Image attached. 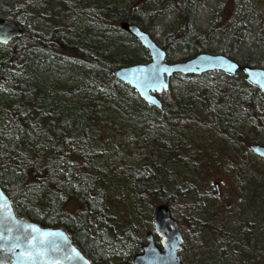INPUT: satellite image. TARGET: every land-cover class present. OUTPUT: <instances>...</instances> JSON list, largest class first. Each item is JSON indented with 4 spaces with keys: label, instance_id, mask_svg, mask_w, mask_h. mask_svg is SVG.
Masks as SVG:
<instances>
[{
    "label": "trees",
    "instance_id": "trees-1",
    "mask_svg": "<svg viewBox=\"0 0 264 264\" xmlns=\"http://www.w3.org/2000/svg\"><path fill=\"white\" fill-rule=\"evenodd\" d=\"M238 1L130 0L125 7H118L111 0H0V16L16 20L23 29L20 36L6 44L0 43V187L9 197L16 215L42 226L64 228L92 264H108L111 258L125 262L123 252L129 256L139 252L142 241L133 237L130 230L125 227L123 234L116 237L114 226L99 218L105 212L99 202L103 192L92 186L89 170L99 167L90 165V154H83L90 149V140L94 142L99 130L95 123L98 120L95 103L89 115L83 105L78 106L68 97L60 100L57 93L61 90L75 92L89 85L96 92L105 89L113 97L119 92L114 68L147 61L145 49L120 28L122 20L146 30L166 51L168 61L210 52L225 54L242 65L264 68L261 20L252 9ZM62 14L69 17L68 23L61 20ZM73 25L87 27L88 34L72 31ZM92 30L125 34L139 52L115 59L109 47L91 41ZM64 60L87 67L83 73L85 83L69 87L43 72L38 74L48 61ZM205 74L211 79L207 88H200L207 109L204 118L185 103L178 102L170 88L163 94L166 102L162 109L139 98L140 102L129 107L131 112L126 115L143 125L148 134L156 136L164 131L183 138L190 127L205 128L209 133L221 135L224 143L236 147L233 148V161L239 162L240 178L245 180V167L251 166L247 152L250 144L257 142V136L249 138L231 121L246 119L253 123V130L259 129L264 134V91L246 81L241 71L235 76L223 73L227 88L217 102L225 100L229 111L213 114L208 109L211 98L214 101L213 96L206 94L219 72ZM205 74L175 76L202 77ZM209 117L214 122L209 121ZM83 119L88 123L80 127ZM72 120L73 123L69 122ZM164 142L168 140L165 138ZM176 157L185 161L181 155ZM208 161L212 162L209 158ZM205 166L215 167L213 162ZM150 169L147 163H121V173L135 187L136 196L149 202L148 210L153 209L155 201L151 199L155 197L171 210L205 211V203L219 192L216 186L214 190L205 188L198 192L196 186L189 183L186 190L193 191L194 196L186 201L185 191L179 187L173 192L155 188L148 177ZM71 201L76 203L73 211L67 208ZM104 217L110 219L112 216ZM177 220L184 238L195 241V245L200 244L203 230L229 242L244 243L243 239L236 238L235 232H227L224 227L217 228L207 221L195 217ZM150 221L151 217L148 221L142 220L144 230L149 227L145 222ZM102 233L108 236L107 241L102 239ZM108 244L111 245L109 249ZM118 249L122 251L115 255L113 252Z\"/></svg>",
    "mask_w": 264,
    "mask_h": 264
},
{
    "label": "rangeland",
    "instance_id": "rangeland-1",
    "mask_svg": "<svg viewBox=\"0 0 264 264\" xmlns=\"http://www.w3.org/2000/svg\"><path fill=\"white\" fill-rule=\"evenodd\" d=\"M118 7H125L130 0H111ZM243 6H247L261 20L262 38L264 40V0H239ZM241 6V4H240ZM229 9L232 6L228 7ZM230 10V12H231ZM64 23L69 22L67 15H61ZM72 31L88 34V28L83 26H72ZM122 33H101L92 30L91 41L97 42L100 46L109 47L115 59H120L123 55H134L139 52ZM87 67L73 60L61 62L48 61L39 72L67 83L69 87H77L86 80L83 73ZM223 73L219 72L216 81L213 82L210 91L206 94L213 96L208 106L213 114H221L229 111V105L225 100L217 102L218 97L225 95L226 85ZM211 76L208 74L200 76H174L170 80V92L178 101L185 103L192 110H195L201 117L207 116V109L204 105L205 97L200 93L202 89L210 85ZM119 92L113 97L107 90L96 92L91 86L76 89L75 92L58 91L60 100L75 101L77 105H83L88 110V114L94 109L98 113V120L95 122L99 126L97 136L90 149L83 151L89 155L90 165L99 169H89L92 172V186L100 188L103 197L99 202L105 207V212L99 218L109 221L115 229L116 237L123 234V228L130 230L132 236L145 242L147 232L153 230L152 214L154 207L161 203L157 198H152L153 209L148 210L149 202L136 196V189L131 181L121 173V163L144 164L150 166L148 177L150 183L155 188H162L163 192H173L177 187L185 191V200L191 201L194 193L187 191V186L191 183L196 186L198 192L214 190L215 183H218V194L216 197L205 203V211L194 209H175L170 212L175 218L184 219L195 217L200 221H207L215 227H224L227 232L236 233V238L243 239L244 243L236 240L221 239L208 230H203L200 235V244L195 245V241H187L184 238L182 249L179 251L183 264H264V161L248 150V160L250 168L245 167V180L240 178L239 162H234L235 146L224 143L221 135L215 132L209 133L205 128L190 127L184 132L181 138L172 132H159L148 134L144 126L133 122L126 115L131 112L129 107L140 102L138 95L129 87L120 82H116ZM200 88H202L200 90ZM102 96V99H99ZM96 98V99H95ZM163 103L166 99L161 96ZM125 109H128L125 111ZM125 111V113H124ZM209 121L214 122L212 117ZM231 121L243 130L249 138L255 134L257 142L264 145V134L259 129L253 130V123L246 119ZM73 123L72 121H69ZM87 124V119L81 121L80 127ZM144 136V137H143ZM168 142L165 143L164 139ZM252 142V141H251ZM250 142V143H251ZM180 143L179 146H177ZM130 147V148H127ZM176 146V147H175ZM212 153V154H210ZM189 154V155H188ZM181 155L185 161H180L176 156ZM208 158L214 163L212 165ZM241 167V166H240ZM208 172V174L206 173ZM76 207V203L71 201L67 208L71 211ZM104 216H112L105 219ZM151 217L148 229L144 230L142 220L148 221ZM243 229V232H241ZM184 234L182 228H180ZM103 234V233H102ZM184 237V236H183ZM102 239L107 241L108 236L102 235ZM156 241L158 237L155 236ZM133 240V239H130ZM135 241V240H133ZM132 244L135 245V242ZM141 244V245H142ZM108 244V249L110 248ZM194 246V247H193ZM122 250L115 252L120 254ZM111 255H113L111 253ZM134 255V254H133ZM123 252L125 262L116 258L109 259L108 264H133L132 257Z\"/></svg>",
    "mask_w": 264,
    "mask_h": 264
},
{
    "label": "water",
    "instance_id": "water-1",
    "mask_svg": "<svg viewBox=\"0 0 264 264\" xmlns=\"http://www.w3.org/2000/svg\"><path fill=\"white\" fill-rule=\"evenodd\" d=\"M120 28L134 38L148 54L146 62L120 65L113 76L133 89L145 103L162 109L161 96L170 88L175 75H200L212 71L235 76L239 71L245 80L264 91V68L239 64L222 53L200 52L180 60L168 61L166 51L138 24L120 21ZM0 26L7 30L8 42L22 34L16 20L0 16ZM250 150L264 160V145L252 142ZM218 189V183L216 182ZM153 230L132 257L133 264H183L179 251L184 237L179 221L168 206L159 203L152 214ZM155 236L159 239L156 241ZM31 240V243L28 241ZM0 264H92L71 241L66 230L57 226H42L24 216H17L9 197L0 187Z\"/></svg>",
    "mask_w": 264,
    "mask_h": 264
},
{
    "label": "snow or ice",
    "instance_id": "snow-or-ice-1",
    "mask_svg": "<svg viewBox=\"0 0 264 264\" xmlns=\"http://www.w3.org/2000/svg\"><path fill=\"white\" fill-rule=\"evenodd\" d=\"M8 41V35H7V30L3 26H0V43H7ZM31 243V240L28 241Z\"/></svg>",
    "mask_w": 264,
    "mask_h": 264
},
{
    "label": "flooded vegetation",
    "instance_id": "flooded-vegetation-1",
    "mask_svg": "<svg viewBox=\"0 0 264 264\" xmlns=\"http://www.w3.org/2000/svg\"><path fill=\"white\" fill-rule=\"evenodd\" d=\"M19 216V215H18Z\"/></svg>",
    "mask_w": 264,
    "mask_h": 264
}]
</instances>
